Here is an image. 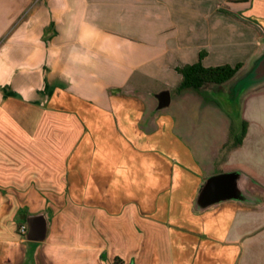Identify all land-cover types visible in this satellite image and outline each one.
I'll list each match as a JSON object with an SVG mask.
<instances>
[{
    "label": "crops",
    "instance_id": "1",
    "mask_svg": "<svg viewBox=\"0 0 264 264\" xmlns=\"http://www.w3.org/2000/svg\"><path fill=\"white\" fill-rule=\"evenodd\" d=\"M263 40L264 0H0V264H264V203L194 209L211 175L264 188V84L227 93ZM197 62L242 68L178 91Z\"/></svg>",
    "mask_w": 264,
    "mask_h": 264
},
{
    "label": "water",
    "instance_id": "2",
    "mask_svg": "<svg viewBox=\"0 0 264 264\" xmlns=\"http://www.w3.org/2000/svg\"><path fill=\"white\" fill-rule=\"evenodd\" d=\"M264 84V40L260 53L249 63L248 68L237 75L227 88L228 99L236 101L239 97ZM158 109L166 108L170 102L169 91L156 94ZM227 201H236L251 206L264 203V188L241 171L219 173L206 177L201 183L194 209L204 211ZM27 226L25 238L30 242H43L47 236L48 223L43 213L23 215Z\"/></svg>",
    "mask_w": 264,
    "mask_h": 264
},
{
    "label": "trees",
    "instance_id": "3",
    "mask_svg": "<svg viewBox=\"0 0 264 264\" xmlns=\"http://www.w3.org/2000/svg\"><path fill=\"white\" fill-rule=\"evenodd\" d=\"M200 53V59L203 57ZM242 64L234 67L225 65L218 67L206 68L200 62L191 65H185L177 68V72L181 75V82L178 91L194 90L200 91L208 85H222L230 82L241 70ZM246 123H241L239 134L233 139L232 146L240 145L246 133Z\"/></svg>",
    "mask_w": 264,
    "mask_h": 264
},
{
    "label": "built area",
    "instance_id": "4",
    "mask_svg": "<svg viewBox=\"0 0 264 264\" xmlns=\"http://www.w3.org/2000/svg\"><path fill=\"white\" fill-rule=\"evenodd\" d=\"M19 232H20L21 234L25 235L26 232H27V226H26L25 224L21 225V226L19 227Z\"/></svg>",
    "mask_w": 264,
    "mask_h": 264
}]
</instances>
